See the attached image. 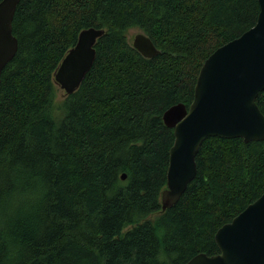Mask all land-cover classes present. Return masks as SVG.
<instances>
[{
    "label": "trees",
    "instance_id": "obj_1",
    "mask_svg": "<svg viewBox=\"0 0 264 264\" xmlns=\"http://www.w3.org/2000/svg\"><path fill=\"white\" fill-rule=\"evenodd\" d=\"M258 0H20L0 81V264H185L264 191V140L208 137L162 210L173 129L203 61L252 27ZM104 29L80 85L54 73L85 28ZM139 28L158 49L127 39ZM264 115V90L256 97ZM125 174V179L121 175Z\"/></svg>",
    "mask_w": 264,
    "mask_h": 264
},
{
    "label": "water",
    "instance_id": "obj_2",
    "mask_svg": "<svg viewBox=\"0 0 264 264\" xmlns=\"http://www.w3.org/2000/svg\"><path fill=\"white\" fill-rule=\"evenodd\" d=\"M20 0H0V81L5 65L17 51L12 20ZM255 24L238 37L216 48L203 61L189 106L176 103L162 114L173 129L168 151L166 187L161 192L162 210L173 206L197 171L196 155L208 137L264 140V115L256 104L264 90V0H258ZM104 29H82L54 73L66 94L82 82L95 59V43ZM132 45L145 57L158 49L143 32ZM125 174L121 175L125 179ZM219 253H198L185 264H264V191L214 234Z\"/></svg>",
    "mask_w": 264,
    "mask_h": 264
},
{
    "label": "rangeland",
    "instance_id": "obj_3",
    "mask_svg": "<svg viewBox=\"0 0 264 264\" xmlns=\"http://www.w3.org/2000/svg\"><path fill=\"white\" fill-rule=\"evenodd\" d=\"M140 32H142L139 28H137V27H131V28H129L128 30H127V32H126V34H127V39L130 41V42H132V40H133V38H134V36H135V34H137V33H140ZM57 88H58V97H61L63 94H64V90L63 89H61L60 87H59V85H57Z\"/></svg>",
    "mask_w": 264,
    "mask_h": 264
}]
</instances>
